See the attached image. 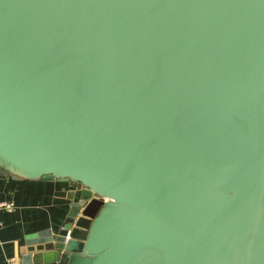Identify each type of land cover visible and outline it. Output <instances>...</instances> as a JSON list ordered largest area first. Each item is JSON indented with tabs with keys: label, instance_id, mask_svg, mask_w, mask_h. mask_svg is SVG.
I'll list each match as a JSON object with an SVG mask.
<instances>
[{
	"label": "water",
	"instance_id": "water-1",
	"mask_svg": "<svg viewBox=\"0 0 264 264\" xmlns=\"http://www.w3.org/2000/svg\"><path fill=\"white\" fill-rule=\"evenodd\" d=\"M0 169L18 264H264V0H0Z\"/></svg>",
	"mask_w": 264,
	"mask_h": 264
},
{
	"label": "crops",
	"instance_id": "crops-1",
	"mask_svg": "<svg viewBox=\"0 0 264 264\" xmlns=\"http://www.w3.org/2000/svg\"><path fill=\"white\" fill-rule=\"evenodd\" d=\"M71 189L69 183L56 179L26 180L11 174L0 175V202L15 204L12 212L0 213V264H18L27 238L60 227Z\"/></svg>",
	"mask_w": 264,
	"mask_h": 264
},
{
	"label": "built area",
	"instance_id": "built-area-1",
	"mask_svg": "<svg viewBox=\"0 0 264 264\" xmlns=\"http://www.w3.org/2000/svg\"><path fill=\"white\" fill-rule=\"evenodd\" d=\"M15 209V204L11 201L8 202H0V213L1 212H12ZM2 224L0 222V228H1Z\"/></svg>",
	"mask_w": 264,
	"mask_h": 264
}]
</instances>
